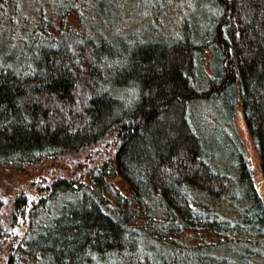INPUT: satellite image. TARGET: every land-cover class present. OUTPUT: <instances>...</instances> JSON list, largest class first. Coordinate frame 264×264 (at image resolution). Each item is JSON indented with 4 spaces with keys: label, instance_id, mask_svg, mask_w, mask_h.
Wrapping results in <instances>:
<instances>
[{
    "label": "trees",
    "instance_id": "16d2710c",
    "mask_svg": "<svg viewBox=\"0 0 264 264\" xmlns=\"http://www.w3.org/2000/svg\"><path fill=\"white\" fill-rule=\"evenodd\" d=\"M211 1L198 41L36 35L27 61L0 48V166L82 152L89 164L13 199L27 232L0 221V244L15 241L4 264H264V199L242 140L222 129L233 164L219 169L193 121L205 101L220 127L242 117L264 181V0Z\"/></svg>",
    "mask_w": 264,
    "mask_h": 264
},
{
    "label": "rangeland",
    "instance_id": "374dc122",
    "mask_svg": "<svg viewBox=\"0 0 264 264\" xmlns=\"http://www.w3.org/2000/svg\"><path fill=\"white\" fill-rule=\"evenodd\" d=\"M216 16L217 10L211 0H0V48L15 60L27 61L25 54L38 46L34 38L36 35L55 42L60 39L62 41V38L66 42L79 41L83 37L97 35L109 40L129 37L131 42L140 39L174 41L182 35H191L198 41V38L208 32ZM70 37L74 39L71 40ZM209 60L212 58L209 59L207 53L202 69L208 73ZM10 64L17 66V63ZM219 114L211 101L198 102L193 109V121L203 132L215 165L222 169L227 163L233 164L232 160L228 161V140L224 132L231 135L235 133L242 140L245 156L253 170L255 185L264 199V181L259 171L257 153L244 128L242 117L234 118L232 132L228 124H222V128L217 124L220 117H223ZM84 159L85 153L82 152L58 159H44L20 169L0 166V221L5 226L11 223L12 233L18 238L24 236L27 232L26 222L19 219L13 223V199L24 192L37 193L38 187L46 185L53 177H79L89 165L81 164ZM108 180L113 188L123 193L127 191V184L120 176ZM61 197L62 195L59 200ZM220 206L226 214L234 215L224 204ZM14 242L8 239L1 242L0 264H4L8 254L14 249ZM21 257L26 264L40 263L36 262V258L25 255H20V259ZM114 263L116 259L108 262Z\"/></svg>",
    "mask_w": 264,
    "mask_h": 264
}]
</instances>
